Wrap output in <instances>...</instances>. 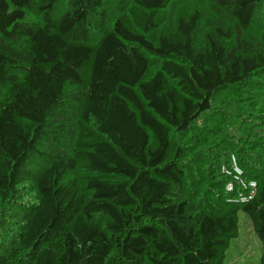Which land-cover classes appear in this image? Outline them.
Masks as SVG:
<instances>
[{"label": "trees", "instance_id": "trees-1", "mask_svg": "<svg viewBox=\"0 0 264 264\" xmlns=\"http://www.w3.org/2000/svg\"><path fill=\"white\" fill-rule=\"evenodd\" d=\"M110 3L0 0V264H224L240 214L264 264V135L251 198L212 210L174 140L217 92L264 99V0Z\"/></svg>", "mask_w": 264, "mask_h": 264}, {"label": "rangeland", "instance_id": "rangeland-1", "mask_svg": "<svg viewBox=\"0 0 264 264\" xmlns=\"http://www.w3.org/2000/svg\"><path fill=\"white\" fill-rule=\"evenodd\" d=\"M196 1L200 0H177V4L188 8ZM129 2L111 0L109 20L119 10L127 8ZM29 18L33 19V16ZM263 27L264 19L253 26L252 32L257 33ZM93 35L97 34L92 32ZM217 83V78L207 79L208 86L214 87ZM234 92L230 96L226 92H217L212 112L200 119L188 133L174 136L183 151L180 164L186 171V191L209 210L221 208L231 201H244L245 192L251 196L256 186L254 176L260 165H256L255 171L247 168L244 172L243 167L246 169V163L250 164L251 150L246 142L264 135L259 126L264 115L256 107L264 106V99H252L254 90L245 87ZM259 92L263 93L262 90ZM243 104L252 107L246 108ZM242 145L246 147L243 151L240 149ZM259 146L264 147V142ZM258 154L263 155V151ZM239 218V236L231 243L224 264H258L261 245L248 218L243 214Z\"/></svg>", "mask_w": 264, "mask_h": 264}, {"label": "built area", "instance_id": "built-area-1", "mask_svg": "<svg viewBox=\"0 0 264 264\" xmlns=\"http://www.w3.org/2000/svg\"><path fill=\"white\" fill-rule=\"evenodd\" d=\"M252 195H253V194H252ZM252 195H251V196H252ZM251 196H250V197H248V198H251Z\"/></svg>", "mask_w": 264, "mask_h": 264}]
</instances>
